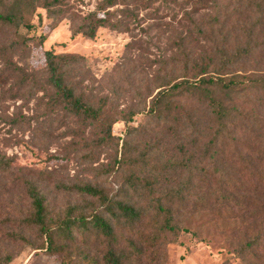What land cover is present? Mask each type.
<instances>
[{
	"label": "rangeland",
	"instance_id": "obj_1",
	"mask_svg": "<svg viewBox=\"0 0 264 264\" xmlns=\"http://www.w3.org/2000/svg\"><path fill=\"white\" fill-rule=\"evenodd\" d=\"M101 1L60 0L52 7L53 16L42 7H30L24 13L28 27L0 23V155L11 160L9 170L0 171V246L2 254L14 253L7 264H102L110 241L94 230L73 226L72 238L58 241L61 251L38 248L35 244L44 239L22 222L30 210L26 181L40 189L51 218L83 213L89 219L97 213L112 223L115 237L110 245L117 251L127 252L128 240H135L143 253L133 255L129 264H249L238 252L250 232L238 215L218 209L219 197H215L226 184L222 176L230 178L238 170L237 176L243 179L246 170L237 156L228 162L221 158L217 165L209 160L214 126L208 102L197 90H184L173 99V111L192 116L195 129H187L185 119L181 128L172 120L158 126L146 113L148 95L159 84L168 83L169 66L164 64L181 56L177 44H184L190 67L208 62L213 41L204 28L199 33L197 25L220 16V11L225 14V4L241 12L245 0L118 1L107 9L117 17L126 7L135 14L127 31L101 27L94 38L76 32ZM47 50L84 57L68 82L76 96L99 112L97 118L73 114L56 95L45 68ZM234 69L245 75L260 73L264 49H254ZM186 72L190 79L197 76L195 69ZM229 101L244 117L236 115L235 125L224 133L225 146L219 136L220 155H258L264 149L263 93L241 92ZM130 111L132 118L122 119ZM171 125L177 129L168 128ZM191 131L196 141L189 136ZM188 156L196 159L190 173L182 165L175 168ZM222 163L228 175L220 171ZM134 174L139 175L135 187L130 181ZM141 177L153 179L152 191L139 184ZM86 184L100 188L112 202L139 206L144 215L131 230L123 219L110 214L98 196L77 190ZM178 187L184 191L180 199H174L171 193ZM154 201L174 209L179 226L176 234L165 236L157 245L143 241L157 229ZM7 229L25 240L3 236ZM259 256L257 261L247 259L264 264V253Z\"/></svg>",
	"mask_w": 264,
	"mask_h": 264
},
{
	"label": "trees",
	"instance_id": "obj_2",
	"mask_svg": "<svg viewBox=\"0 0 264 264\" xmlns=\"http://www.w3.org/2000/svg\"><path fill=\"white\" fill-rule=\"evenodd\" d=\"M39 0H0V23L4 25L18 26L23 24L30 26L24 21V13L30 7H42L51 16L54 15L52 7L60 0H43L42 4L37 3ZM122 1L123 4L129 3L131 0H102L95 11L89 12L83 22L75 29L76 32L88 38H94L97 30L101 27H109L118 31H127L128 21L134 19L135 14L129 9H123L121 16L107 8L114 6ZM218 2V0H217ZM224 12L202 20L201 24L197 25V31L202 33L203 28L208 31L210 39L213 41V54L208 58V62L189 66L190 55L186 52L184 44H177L180 58H173L172 63H165L164 66H169V80L167 84H159L156 91L151 92L149 107L146 109L147 115L155 120L159 125H165L168 122L182 127L180 123L183 119L188 121L187 129H195L196 123L192 116H183L179 111L174 110V97L183 93L184 90L198 93L208 102L211 115L213 117L214 133L208 143L210 154H207L209 160H213L212 164L218 163L221 159L225 162L232 156H237V160L241 163L242 169L246 170L247 178H240L238 170L232 173L230 178L222 176L226 179V184L220 186L221 190L216 192L215 197L218 199V209L230 211L235 216H239L241 221L247 228L246 239L239 248L238 256L244 259L249 264L255 262L247 258H255L256 261L261 258L260 253H264V169L261 163L264 162V149L254 156L251 153H231L228 158L221 156L222 147L218 148V138L221 137L220 143L226 145V138L229 126H234L236 123V115L244 117L242 112L238 111L236 106L229 101L230 96L247 92L250 90L261 91L264 95V70L255 74H241L239 70H235V66L243 61H246L252 54L254 49H264V0H245V4L241 12L237 11V7L229 10V4L224 5ZM35 9V8H34ZM243 11L248 12L247 14ZM103 14L100 15L99 13ZM221 19H220V18ZM128 19V20H127ZM204 23V24H203ZM44 35L41 36L43 40ZM84 57L77 54H58L51 50L45 52V68L50 85L55 89L56 95L62 98L69 106L73 114L78 116H91L97 118L99 112L88 106L75 95L73 86L68 82V77L75 69H79L83 64ZM197 70V76L190 79L186 71ZM180 71L182 74L180 75ZM197 78V79H196ZM221 92L222 94H218ZM145 110V109H144ZM133 112L130 111L127 115L121 116L124 120H130ZM172 120V121H171ZM253 121L248 125L253 128ZM176 130L172 125L170 127ZM178 128V130L180 129ZM130 129V128H129ZM229 131V130H228ZM189 136L194 137L195 134L191 131ZM264 138V132L261 134ZM256 139V136H253ZM178 165L189 169L195 167L196 160L193 156L184 157ZM11 160L6 156L0 155V171H7L10 168ZM226 165H223L220 171L226 172ZM164 171V170H163ZM167 172V170H165ZM191 170L189 169V173ZM131 185L135 187V179L139 175H131ZM140 183L145 190L152 191L153 179L141 177ZM222 181V180H221ZM189 182L183 184L187 186ZM28 198L30 200L29 213L23 218V224L35 228L39 236L44 240L38 248L45 250L61 251V246L58 241L60 239L72 238L73 226L84 228L87 231L94 230L99 236H104L110 240L107 252L103 255L102 264H129L133 255H141L142 248L133 239L128 240V251L119 250L110 245L113 242L114 228L112 223L105 219L102 215L93 213L91 218H87L83 213L78 215H67L62 218L53 219L49 216L45 197L40 189L30 181L25 183ZM77 190L89 195L98 196L101 203L110 211L111 215L119 216L129 225L132 230L134 225L141 220L144 215L143 210L128 201L112 202L104 192L90 184L77 186ZM183 188H177L171 193L172 198L180 199ZM155 202V201H154ZM253 205V208L252 206ZM156 218L154 221L157 224L156 232L151 234L143 241L149 242L152 245H157L162 242L165 236L176 234L179 226L174 219L175 210L169 206H164L161 202H155ZM158 217H161L159 220ZM129 230V231H131ZM3 236L20 237L19 240H25L24 236L17 235L14 231L8 230L3 232ZM162 239V240H161ZM13 243V242H12ZM10 244V243H9ZM6 244V245H9ZM46 246H43V245ZM5 245V247H6ZM11 245V244H10ZM3 248V247H2ZM7 248V247H6ZM14 257V253L10 250H5L2 254L0 246V263L7 264ZM227 264V263H222Z\"/></svg>",
	"mask_w": 264,
	"mask_h": 264
}]
</instances>
